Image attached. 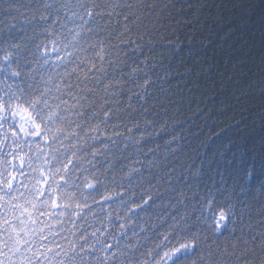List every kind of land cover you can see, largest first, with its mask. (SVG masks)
Instances as JSON below:
<instances>
[{"label":"snow or ice","instance_id":"1","mask_svg":"<svg viewBox=\"0 0 264 264\" xmlns=\"http://www.w3.org/2000/svg\"><path fill=\"white\" fill-rule=\"evenodd\" d=\"M212 7L0 0V264H264V47L209 55Z\"/></svg>","mask_w":264,"mask_h":264},{"label":"trees","instance_id":"2","mask_svg":"<svg viewBox=\"0 0 264 264\" xmlns=\"http://www.w3.org/2000/svg\"><path fill=\"white\" fill-rule=\"evenodd\" d=\"M209 3L213 5L210 9L212 14L213 24L209 27L208 32L211 34L212 45L208 49L209 55H214L217 59L224 63V66H228V61L234 59L236 56L243 57L247 52V47L244 49H237V45L241 41H247L248 46L252 47L256 54L259 50L264 47V0H209ZM218 5V6H217ZM234 29V31H233ZM231 53V55H229ZM215 91V90H210ZM220 99H223L221 96ZM207 104V102H205ZM202 104L201 107H204ZM208 107L219 108L220 104H207ZM186 111V114L190 113ZM214 115L224 120L225 123L230 122L229 117L231 116L230 111H225L223 113L216 112ZM247 115V114H245ZM238 119L239 117H235ZM199 122V121H198ZM209 126L219 130L218 126L215 125L211 120H209ZM205 131H207L205 129ZM248 132L244 141L238 142L233 146V151L236 152V159L248 160L251 157V153L248 151H242L244 148V143L249 146L255 145L256 149H259V143H257L264 131H262L257 124L255 128L249 126L248 129L244 130ZM244 132H238L235 127L232 131H225L221 137L215 141H210L207 147H200V152L211 153L215 150L220 143L225 139L231 138L239 141V137L243 136ZM193 147H198V143L193 141ZM195 155V153H193ZM199 163V159H197ZM257 168L259 170L260 159L259 157L255 161ZM217 165L215 163L209 164L208 161L205 162V175L204 179L208 180V177L215 176L217 181L220 180L219 175L213 171L216 169ZM231 180H229V184ZM255 186H259V178L251 180Z\"/></svg>","mask_w":264,"mask_h":264}]
</instances>
